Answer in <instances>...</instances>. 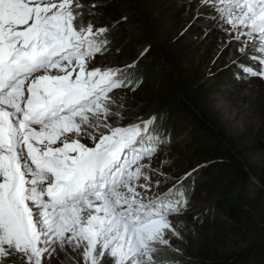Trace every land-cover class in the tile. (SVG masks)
<instances>
[{
  "label": "snow or ice",
  "instance_id": "obj_1",
  "mask_svg": "<svg viewBox=\"0 0 264 264\" xmlns=\"http://www.w3.org/2000/svg\"><path fill=\"white\" fill-rule=\"evenodd\" d=\"M86 7L91 17L104 4L0 0V264H70L69 249L83 264H158L165 246L180 251L172 238L188 231L184 182L196 169L153 190L169 182L152 164L171 143L165 117L121 125L113 110L114 90L134 78L132 91L141 86L130 69L150 46L130 65L90 67L110 28L85 23ZM196 13L254 62L234 61L243 78L264 79V0H197Z\"/></svg>",
  "mask_w": 264,
  "mask_h": 264
},
{
  "label": "rangeland",
  "instance_id": "obj_2",
  "mask_svg": "<svg viewBox=\"0 0 264 264\" xmlns=\"http://www.w3.org/2000/svg\"><path fill=\"white\" fill-rule=\"evenodd\" d=\"M81 2L86 6L93 3L104 4V7L96 10L102 13L97 16L87 15L86 7L84 9L86 15L83 17L85 23L90 19L97 20L100 24L94 25L97 28L115 23V20L107 18L102 10L112 12L118 9L120 17H128L122 22L135 26L138 32L146 34L140 41L145 44V48L150 46L146 57L149 54L168 51L174 62L178 59L184 66L191 67L192 72L196 71L201 83L198 112L218 122L219 127L236 138L239 147L246 146L248 149L245 156L254 167L264 168V79L243 78L245 74L234 61L243 65H253L254 62L235 51L238 44L231 42L223 31L217 30L216 21L203 16L196 18L197 0H191V4L189 0H81ZM203 11L207 12V9ZM106 38L109 40L107 50L98 54L95 61L90 63V67L115 66L137 60L138 55L133 58L131 55L133 47L129 46L134 43L133 40L127 38L113 41L109 34H106ZM142 58L145 57L140 59ZM141 66L140 68L137 66L140 71L144 70L146 65ZM147 75H151L148 84L141 82V86L135 91H132V87H135L133 85L117 89L110 94L116 105H124L121 109L124 117L120 121L121 125L136 121L140 114L146 115L149 112L147 104L156 92L159 79L156 73L148 72ZM159 111L157 112L160 113ZM163 116L165 117L163 127L173 136L171 143L161 146L153 158V167L167 173L169 181L171 176L179 178L193 169L196 171L185 181L191 187V194L187 210L181 218L186 221L188 231L182 230L185 237L183 241L172 238V244L180 251L165 246L156 256L158 264L218 261L234 252L246 250L249 240L257 234L256 229L264 232L263 217L251 209H243L236 217H232L219 191L224 184L213 178L216 169H210L211 160L205 159L198 146L191 142V133L186 128L176 125L178 122H184L186 116L184 114L178 117L166 114ZM82 142L91 146L88 140ZM165 159L170 163L165 165L163 163ZM158 178L156 175L153 176V180ZM168 186L170 182L161 184L159 188L153 190L163 192ZM167 255L171 257H164ZM60 256L63 259L65 253H60ZM67 256L70 264L77 262L83 264L82 257L72 253L70 249L67 250ZM52 264H57V261L53 260Z\"/></svg>",
  "mask_w": 264,
  "mask_h": 264
},
{
  "label": "trees",
  "instance_id": "obj_3",
  "mask_svg": "<svg viewBox=\"0 0 264 264\" xmlns=\"http://www.w3.org/2000/svg\"><path fill=\"white\" fill-rule=\"evenodd\" d=\"M102 11L107 18L115 20V23L107 24L110 28L107 33L109 37L113 41L127 38L133 40L134 43L129 46L133 47L131 55L136 58L145 49V44L140 41L146 34L138 32L137 27L122 22L118 9L112 12ZM92 21L100 25L97 20ZM175 61L171 59L168 51L149 54L137 60L139 68L142 67L141 64L146 66L139 71L142 74L138 72L136 78L142 77V82L148 84L151 75L147 73L150 72L156 73L159 79L156 92L147 104L149 112L146 115L158 113V110L172 117L184 114V122L176 125L186 128L191 133V142L198 146L201 155L211 160L210 169H216L213 178L224 184L219 191L232 217H236L243 209H251L260 213L264 221V168L254 167L245 156L248 149L246 146L239 147L236 138L219 127L218 122L198 112L201 83L197 73L192 72L191 67L184 66L182 61ZM113 109L123 111L115 106ZM167 133L170 135V132ZM256 232L255 237L249 240L246 250L229 254L222 260H199L194 264H264V232L257 229Z\"/></svg>",
  "mask_w": 264,
  "mask_h": 264
},
{
  "label": "clouds",
  "instance_id": "obj_4",
  "mask_svg": "<svg viewBox=\"0 0 264 264\" xmlns=\"http://www.w3.org/2000/svg\"><path fill=\"white\" fill-rule=\"evenodd\" d=\"M145 117V116H150V115H142V116H140V117ZM165 128V127H164ZM173 135H170V137H172ZM169 182H171V181H169ZM187 185H189V183H186ZM189 189H190V185H189ZM167 189L166 188H164V191H166ZM186 191H188L187 189H186Z\"/></svg>",
  "mask_w": 264,
  "mask_h": 264
}]
</instances>
